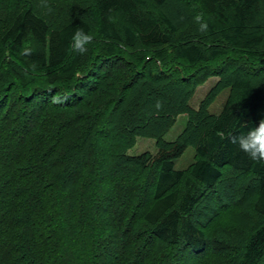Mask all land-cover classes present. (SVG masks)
<instances>
[{
    "label": "trees",
    "instance_id": "1",
    "mask_svg": "<svg viewBox=\"0 0 264 264\" xmlns=\"http://www.w3.org/2000/svg\"><path fill=\"white\" fill-rule=\"evenodd\" d=\"M14 1H0V264H111L119 246L130 264H182L207 249L193 211L226 168L249 178L224 207L251 199L253 223L239 251L213 264H264V162L227 139L264 119V0H180L181 28L170 0H78L77 14L61 1L51 13L41 0ZM77 27L94 37L83 55L70 47ZM143 48L154 54H131ZM39 75L45 88L34 85ZM213 75L209 99L190 109L195 84ZM223 89L221 110L209 114ZM180 114L183 129L164 141ZM108 137L116 150L105 156ZM135 137L153 139L156 151L128 154ZM188 147L193 162L175 169ZM103 163L126 175L107 199ZM151 238L162 244L144 258Z\"/></svg>",
    "mask_w": 264,
    "mask_h": 264
},
{
    "label": "rangeland",
    "instance_id": "2",
    "mask_svg": "<svg viewBox=\"0 0 264 264\" xmlns=\"http://www.w3.org/2000/svg\"><path fill=\"white\" fill-rule=\"evenodd\" d=\"M2 1V0H0ZM14 0H12L13 2ZM58 1H61V3H65L66 6L70 7L72 6H78L77 2L78 0H47L48 4L54 5L60 3ZM15 2V1H14ZM168 5L165 7L167 14L173 19L181 28L182 19L185 18V15H188L187 9L184 7V4L181 3L180 0H170ZM174 5V6H173ZM175 7V8H173ZM182 10L181 12H179ZM75 13L77 14L78 9H75ZM179 14V16H178ZM178 17V20L176 21L175 17ZM137 51L140 52L141 55L146 56L147 58L152 56L154 53L151 49H137L132 50L131 54L136 53ZM160 66V64L158 63ZM117 69V68H116ZM98 74V73H97ZM262 75L258 76L261 77ZM112 77H116L114 74ZM34 85H38L42 88H45L46 86L43 84L42 77L34 76ZM260 79V78H259ZM219 78L218 76H207L204 79L198 81V84H195L193 93L188 101V106L190 109L197 110L200 103L204 100L209 99V92L211 89H213L217 84ZM228 94L227 89H223L217 92V94L210 98L208 103L207 111L211 115H216L221 110L225 98ZM58 96V95H56ZM187 121V115L186 114H180L175 118L174 124L171 126V128L167 131V133L164 135L163 140L164 141H173L178 134L183 129L185 123ZM112 137H108L106 140V143L102 141V148L105 150L104 155L107 156V152L109 151H115V142H113ZM118 141H122L121 139H118ZM124 143V142H123ZM150 152L154 153L156 151L155 148V142L151 138H143V137H135L133 140V144L130 148L127 149L128 154H139L141 152ZM194 148L188 147L185 152L182 154L181 157H179L174 162V168L178 170H185L188 168V166L193 162L194 159ZM105 156H103V153H99V160L100 163L104 162ZM119 168L124 167H118L113 166L111 163H103L101 166L102 169V175L99 178L100 184H103L102 187H104L105 191L102 192L101 195H105L107 199V193L111 192L109 189L107 190V187H111L114 185V180L121 178V176L125 175L124 172H122L123 169L118 170ZM118 170V171H117ZM131 171L130 169H128ZM223 171V177L221 181L218 183V185L211 190L208 191L206 196L203 198L202 202L199 204L198 208L193 211V216L197 220L198 226L205 232L206 241L207 243V249L196 255H191L190 253H186L185 256L182 259V264H213L216 260H218L222 256H226L229 253H236L239 251V248L235 249L234 246H236V241L243 240L245 235L248 234L249 229L252 226V219H251V209H250V201L242 205H228L224 207L229 201L239 196L240 187H243L244 182L249 178V176L246 175H240L237 173L235 175L234 171H232L229 168H226ZM123 173V174H122ZM116 174V175H115ZM235 175V176H234ZM126 176V175H125ZM109 180L111 182H109ZM113 180V181H112ZM228 183H230V186H228ZM111 189V188H110ZM115 192L112 191L113 195L116 193L117 188L112 187ZM125 195V194H124ZM229 196H231L229 198ZM116 200L123 199L118 198L119 196L115 194L114 196ZM126 196H124V201ZM148 197L149 194L146 195V203H148ZM127 198V197H126ZM105 205H107V201L105 200ZM213 210V211H210ZM131 211V209H130ZM141 213V212H140ZM106 217H109V215H105L104 220L106 221ZM138 217H140V214H138ZM139 219V218H138ZM115 225L114 223H111V225ZM112 225V226H113ZM142 222L139 220H136L135 224L133 225L134 228H140L141 229ZM134 228L131 227L132 233L137 232L134 231ZM140 232V231H139ZM231 242L232 246L228 247L227 243L219 244L221 241ZM235 241V242H234ZM80 244V243H79ZM78 244V245H79ZM162 243H160L157 239L151 238L150 240V246L145 248L144 251V258H149L150 255H154L157 253L158 248L161 246ZM77 245V247H78ZM85 245V243H84ZM115 247V244L114 246ZM150 247V248H149ZM120 249L115 247V252L112 257V259H108V261L111 264H114V259L117 261L116 264H130L131 263V252L129 250L122 251V246H119ZM233 249V251H226V249ZM237 250V251H236ZM147 264V262L145 263Z\"/></svg>",
    "mask_w": 264,
    "mask_h": 264
},
{
    "label": "clouds",
    "instance_id": "3",
    "mask_svg": "<svg viewBox=\"0 0 264 264\" xmlns=\"http://www.w3.org/2000/svg\"><path fill=\"white\" fill-rule=\"evenodd\" d=\"M39 6L47 9L48 13L52 11L47 0H41ZM194 19L199 24V31L206 32L208 30V24L204 21L202 16L197 15ZM93 39L94 37L92 34L85 32L82 27H77L71 36V50L77 54L83 55L88 51L87 45L91 44ZM52 102L61 103L63 101L59 96H53ZM155 107L157 109L161 107L159 101H157ZM221 135L223 136L222 133ZM227 139L231 144L235 145L239 151L244 152L249 159L256 162H264V119H261L258 126L251 128L246 134L229 135Z\"/></svg>",
    "mask_w": 264,
    "mask_h": 264
}]
</instances>
